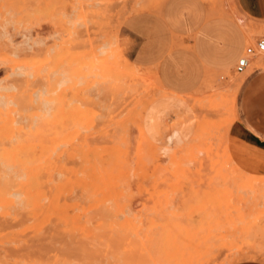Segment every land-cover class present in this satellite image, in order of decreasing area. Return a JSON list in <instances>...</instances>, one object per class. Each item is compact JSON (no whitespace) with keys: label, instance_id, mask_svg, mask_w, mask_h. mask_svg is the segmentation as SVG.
Wrapping results in <instances>:
<instances>
[{"label":"rangeland","instance_id":"rangeland-1","mask_svg":"<svg viewBox=\"0 0 264 264\" xmlns=\"http://www.w3.org/2000/svg\"><path fill=\"white\" fill-rule=\"evenodd\" d=\"M25 1L0 0V112L26 127L48 117L40 129L52 130L54 148L42 178L45 206L40 200L39 209L25 212L14 183L0 182V264H190L194 254L200 264H230L250 249L264 256V237L250 235L246 221L264 201V162L243 169L229 154L239 142L242 86L221 76L227 67L241 77L264 59L233 72L237 56L264 35V14L248 11L256 1ZM248 31L262 32L247 43ZM46 126L56 131L45 133ZM174 132L179 139L169 145ZM73 187L96 196L87 193L94 199L85 202ZM84 215L94 217L90 224ZM51 219H68L74 235L62 223L48 228ZM46 225L59 234H46ZM249 262L264 264L240 263Z\"/></svg>","mask_w":264,"mask_h":264},{"label":"bare ground","instance_id":"bare-ground-1","mask_svg":"<svg viewBox=\"0 0 264 264\" xmlns=\"http://www.w3.org/2000/svg\"><path fill=\"white\" fill-rule=\"evenodd\" d=\"M14 2H15V0H13ZM25 1V0H24ZM26 1H28V0H26ZM25 1V2H26ZM33 0H31V1H28V2H32ZM28 2H27V4H28ZM33 4V3H32ZM31 4V5H32ZM34 5V4H33ZM32 5V6H33ZM25 6V5H24ZM239 21H241L240 19H239ZM239 23V22H238ZM241 26V25H240ZM242 28V27H241ZM249 32V31H248ZM261 32L262 31H258V32H256V33H254V35L255 34H257V35H259V34H261ZM254 35L253 34H251L250 32L249 33H247L246 34V36H247V43H249V41H250V39L252 38V37H254ZM62 57V56H61ZM68 57V56H67ZM65 66V65H64ZM264 67V59L263 58H256L254 61H253V63L251 64V67H249L248 69H247V71H246V73L243 75V76H241V77H233L232 76V74H231V70L229 69V68H227V67H223L222 69H221V76L223 77V78H227L228 80H229V84L230 83H232L231 85L233 86V87H235L236 85L239 87V86H241L242 85V83L246 80V78L251 74V73H253V72H256V71H259V70H262V68ZM71 68V67H70ZM69 68V69H70ZM74 68V67H73ZM93 68V67H92ZM65 69V68H64ZM62 70V69H61ZM79 70V69H78ZM63 72V71H62ZM66 73V72H65ZM68 73V72H67ZM66 73V74H67ZM63 75V74H62ZM220 79H221V77H220ZM217 82V81H216ZM234 83H236V85L234 84ZM228 84V85H229ZM227 85V86H228ZM231 86V87H232ZM236 86V87H237ZM54 87V86H53ZM51 88V87H50ZM58 89V88H57ZM57 91H59V90H57ZM25 99H27V98H25ZM24 99V100H25ZM54 99V98H53ZM22 101V100H21ZM20 102V101H19ZM24 102V101H23ZM26 102V101H25ZM33 103V102H32ZM23 104V103H22ZM25 105V104H24ZM33 106L32 107H34V103L32 104ZM21 106V105H20ZM37 106H39V105H37ZM49 106V105H48ZM17 107V106H16ZM31 107V106H30ZM36 107V106H35ZM34 107V108H35ZM41 107V106H40ZM1 109H0V111L1 110H3L2 109V107H0ZM37 108V107H36ZM39 108V107H38ZM37 108V109H38ZM48 108V107H47ZM18 109V108H17ZM21 109H24V108H21ZM36 109V110H37ZM42 109V108H41ZM53 109V108H52ZM33 111H35V109H32ZM31 110V111H32ZM22 111V110H21ZM20 111V112H21ZM28 111V110H27ZM54 111V110H53ZM58 111V110H57ZM18 112V111H17ZM28 112H30V111H28ZM38 112V111H37ZM44 112V111H43ZM3 113V112H2ZM10 113L11 112H9L8 113V111L5 113V110H4V115L3 114H1V112H0V114H1V116L2 117H4V116H6V118H5V120H3L4 122H3V124L0 126V168H1V170H0V172H2V174L0 173V182H2V183H6V182H8L5 178H7L8 180H10V182H12V183H14V187H15V190H16V196H17V202H16V205H17V207H20V206H18L19 204H22V206L23 207H21V209L22 208H24V206H25V208H27V210H24L25 212H27L28 211V209L30 208V210H36V209H39L40 208V202L41 201H43V206H45L44 205V203H46L45 202V200L46 199H42L41 200V198H43V196H44V191H43V189L45 188V190H46V186H48V185H45L46 183L44 182V181H42V178H43V176H44V178H45V174H43V173H46V169H48V166H47V163H48V160H49V158H50V156H53V148H54V144L53 143H51L49 140H47L48 138H47V136H49V134L51 135V132H52V130L51 129H53V127H51L50 126V129L49 128H47V127H49V126H46V129H45V133H47L46 131H48V132H50L49 130H51V132L49 133V134H44V131H43V128H44V125H47L48 124V121H46V120H48L47 118H43V123L41 122V121H39L40 120V117H39V119H38V122H41L43 125L41 126L40 124L41 123H38L39 125H37L36 126V124L35 123H33L34 124V126L33 127H35V128H33L32 127V124L31 125H29V127H28V125H27V127L26 126H23V124L22 125H19L18 124V122H20V123H24V122H22V121H18L17 120V122L15 121L16 119H15V117L13 118H11V116H9L10 115ZM26 113V112H25ZM40 113H42V111L40 112ZM49 113V112H48ZM47 113V114H48ZM58 113V112H57ZM6 114V115H5ZM13 115H14V113H12ZM24 114V113H23ZM23 114L21 115V116H23ZM29 114V113H28ZM42 114H45V113H42ZM41 114V115H42ZM47 114H45V116L47 115ZM55 114V113H54ZM12 115V116H13ZM40 115V116H41ZM24 116H25V114H24ZM21 117V120H23L22 118H24V121H25V117ZM44 116V115H43ZM51 116V115H50ZM20 117V116H19ZM29 117V116H28ZM55 118V117H54ZM28 119V118H27ZM26 119V121H28ZM31 119V121H32V118H30ZM29 119V120H30ZM34 119H37L36 118V116H35V118L33 117V121H34ZM42 119V118H41ZM58 120V119H57ZM52 121H53V119H52ZM34 122H36V120L34 121ZM44 122H46L45 124H44ZM49 122H50V120H49ZM61 122V121H60ZM60 122H58V124L56 123V125H61V124H63V123H61V124H59ZM17 123V124H16ZM31 123V122H30ZM54 123V122H53ZM25 124V123H24ZM53 125V124H52ZM39 126V127H38ZM54 126V125H53ZM70 126V125H69ZM38 127V128H37ZM41 127H43L42 129H40ZM77 127V126H76ZM61 128V127H60ZM62 129H63V126H62ZM70 129V128H69ZM68 129V130H69ZM73 129V128H72ZM55 129H53V131H54ZM67 130V131H68ZM71 130V129H70ZM56 131V130H55ZM60 133L62 134V132L64 131H62L61 129H60ZM179 131V130H178ZM58 132V131H57ZM63 133H66V132H63ZM57 135H59L58 133H56ZM56 134H54L55 135V138H56ZM68 134V133H67ZM52 136V135H51ZM178 137V138H177ZM49 138H50V136H49ZM57 138H58V136H57ZM175 139H179V136H178V133L177 132H174L173 134H169L168 135V144L170 145V144H173V142L174 141H177V140H175ZM58 139H56V141H57ZM62 140V139H61ZM61 140L60 141H58L59 143L61 142ZM69 140V139H68ZM181 140V139H180ZM66 140H64V142H65ZM67 142V141H66ZM180 142V141H179ZM51 143V144H50ZM56 143V142H55ZM56 145H57V143H56ZM90 145V144H89ZM58 146V145H57ZM76 146V145H75ZM91 146H93V145H91ZM64 147L66 148V146L64 145ZM89 147V146H88ZM169 147L170 146H168V149H169ZM62 147H60V149H61ZM60 149H58V148H56L55 147V151H60ZM70 149V148H69ZM71 151V150H70ZM85 152V151H84ZM52 153V154H51ZM58 153V152H57ZM73 153V152H72ZM54 154H55V152H54ZM99 154V153H98ZM58 155V154H57ZM90 156V155H89ZM63 157H65V156H63ZM76 157H78V156H76ZM82 157V156H81ZM55 158V156L54 157H52V159H50V160H53ZM86 158V157H85ZM59 159H60V157H59ZM76 159V158H75ZM74 159V160H75ZM84 159V158H83ZM126 159V158H125ZM55 160V159H54ZM95 160H97L96 161V163L94 162V164L95 165H97L98 164V159H95ZM65 165H66V163L63 161V159L61 160ZM60 161V162H61ZM67 161V160H66ZM77 161V163H79V165H81L80 164V162L81 161H78V160H76ZM106 161V160H105ZM68 162H70V161H68ZM55 163H56V160H55ZM74 163V162H73ZM91 163V162H90ZM54 164V163H53ZM71 164V163H70ZM69 164V165H70ZM112 164V163H111ZM122 164V163H121ZM125 164H127V163H125ZM50 166H51V164H50ZM100 165H98V167H99ZM125 166V165H124ZM123 166V167H124ZM126 166H128V165H126ZM2 167H5V169H8V168H10V167H12V168H14L15 169V167L18 169V170H16V171H18L17 173H15L14 174V172L15 171H12L13 173L12 174H14V175H12V174H10V175H12V176H14L13 178L9 175V173H7V171L5 170V169H2ZM8 167V168H7ZM74 167V166H73ZM78 167V166H77ZM81 167H82V165H81ZM80 166H79V168H81ZM122 167V168H123ZM129 167V166H128ZM75 168H76V166H75ZM100 168V167H99ZM115 169H116V167H114ZM121 168V167H120ZM125 168V167H124ZM123 168V169H124ZM84 169H87L86 167L84 168ZM83 169V174L85 173L84 171H86V170H84ZM123 169H121V170H123ZM127 169V168H126ZM2 170H4V171H6V172H4V171H2ZM75 170V169H74ZM77 170H79V169H77ZM125 170V169H124ZM9 171V170H8ZM129 171V170H128ZM10 172V171H9ZM64 172V171H63ZM61 173V175H62V177L64 176V175H66V176H68L67 174H65V173ZM80 172V171H79ZM78 172V173H79ZM89 172V171H88ZM94 172H95V170H94ZM130 172V171H129ZM7 173V174H6ZM77 173V172H76ZM101 173H103V172H101ZM3 174H6V175H8L7 177L4 175V177H3ZM56 174H58V173H56ZM56 174H54V175H56ZM95 174H96V172H95ZM60 175V174H59ZM79 175V174H78ZM104 175V174H103ZM122 174H120V176H121ZM130 175V174H129ZM84 176H85V174H84ZM84 176H82V179L85 181V180H87V179H84ZM120 176H118L119 177V184H121L122 182V179H121V177ZM12 179H11V178ZM59 177H61V176H59ZM58 178V176H55V178L56 179H60L59 181L58 180H52L53 181V183H56L57 181L58 182H63V178ZM80 177V176H79ZM103 177V176H102ZM127 177V176H126ZM44 178H43V180H44ZM103 178H105V177H103ZM124 178V177H123ZM51 179V178H50ZM52 179H53V176H52ZM81 179V180H82ZM62 180V181H61ZM112 180V179H111ZM110 180V181H111ZM126 180V178L124 179V181ZM92 181V180H91ZM90 181V182H91ZM98 181V180H97ZM57 182V183H58ZM93 182H94V180H93ZM101 182V181H100ZM115 182H116V180H115ZM121 182V183H120ZM97 183V182H96ZM118 183V182H117ZM49 184V183H48ZM51 184H52V182H51ZM58 185V184H57ZM107 185H109V184H107ZM101 186V185H100ZM120 186V185H119ZM121 186H123V185H121ZM49 187H52V185L50 186L49 185ZM54 187V186H53ZM53 187H52V190L51 191H53L54 189H53ZM74 188V187H73ZM72 188V189H73ZM88 188V192L87 193H90L91 191H89L90 189H89V187H87ZM87 188H85L86 189V191H87ZM81 188L80 187H78V188H74V191L75 190H80ZM122 189V188H121ZM108 190V189H107ZM118 190V189H117ZM123 190V192H124V194L126 193L125 191L127 190H125L124 191V189H122ZM85 192L84 190H80V191H78V192ZM82 192H81V194H82ZM115 192V191H114ZM86 192H85V194H86V196H83V197H85V199L84 198H82V195L81 194H79V196H80V198H82V200L84 199V201L86 202V197L88 196V194H87ZM92 193V192H91ZM116 193V192H115ZM52 194V193H51ZM111 194V193H110ZM48 195V192H47V190H46V195L45 196H47ZM72 195V194H71ZM83 195H84V193H83ZM91 197H93V196H96V194L94 193H92V195H90ZM90 196H88L87 197V199H94V198H91ZM117 196V195H116ZM49 197H50V195H49ZM49 197L47 198V199H49ZM63 197H64V194H63ZM60 197V199H59V203H61V201H63L66 197ZM70 197V196H69ZM121 197H123V196H121ZM260 197V196H259ZM76 198L77 199H79L78 198V195L76 194ZM116 198V197H115ZM69 198H68V196H67V201L65 200V202H67V203H69V200L71 199V197H70V199L68 200ZM72 199H75V198H73L72 197ZM77 199H75L76 201H77ZM41 200V201H40ZM74 200V201H75ZM89 202L91 201V200H88ZM88 201H87V203H88ZM71 202H72V200H71ZM70 202V203H71ZM78 202V201H77ZM82 202V201H81ZM94 202H97V201H95L94 200ZM120 202V201H119ZM260 202H261V200H260ZM259 202V204H257L256 206H254L252 209V211H251V209H249L250 211H251V213H249V216H248V220H246L247 221V224L249 225L248 227H249V233H251L250 235H252L253 234V236H256V237H262V239H263V237H264V224H262L261 223V221L262 222H264V201H262L261 203ZM86 203V204H87ZM91 203H93V200H92V202ZM78 204H80L79 202H78ZM96 204V203H95ZM255 204V203H254ZM83 205V204H82ZM85 205V204H84ZM86 206V205H85ZM94 206V205H93ZM79 207V206H78ZM24 208V209H25ZM17 209V208H16ZM19 210H21L20 208H18ZM18 210V211H19ZM85 210V209H84ZM24 211H23V213H24ZM38 211V210H37ZM78 212H81L80 210H79V208H78V210H77ZM77 211L76 210H74V212H76L77 213ZM21 212V211H20ZM18 213V212H17ZM28 213V212H27ZM50 213V212H49ZM89 213V212H88ZM97 213V212H96ZM21 214V213H20ZM20 214L19 215H17V216H20ZM51 214V213H50ZM102 214H103V212H102ZM24 215H25V213H24ZM24 215H22V216H24ZM57 215V214H56ZM97 215V214H96ZM26 216H27V214H26ZM26 216H25V218H26ZM85 216V215H84ZM98 216V215H97ZM103 216V215H102ZM102 216H100V217H102ZM21 217V216H20ZM19 217V218H20ZM31 216H30V214H29V216H27V218H30ZM93 217V216H92ZM91 217V220H90V218L88 217H86L85 216V218H87V219H89L88 221V223L90 224V221H92V219H94V217L92 218ZM24 218V217H23ZM26 218V219H27ZM43 218V217H42ZM67 218V217H66ZM105 218H106V216H105ZM21 219V218H20ZM32 219L33 218H30L29 220H30V222L32 223ZM87 219L85 220V221H78V222H81V223H84V222H86L87 221ZM104 219V218H103ZM108 219V218H107ZM25 220V219H24ZM34 220V219H33ZM50 220V219H49ZM58 220V219H57ZM81 220H83V218H81ZM51 221H54V224H53V222L50 224H47L48 225V228H49V226H51L52 227V229L54 228L53 226H55V224L56 223H58V224H60L61 225V228H62V226L64 225L63 223H62V221H60V222H55L56 220L54 219H51ZM77 221H76V223H77ZM96 219L94 220V222L93 223H96ZM98 221H101V223H102V220H98ZM107 221H109V220H107ZM25 222V221H24ZM30 222H28V219H27V222H25L24 224L25 225H28L27 223H30ZM23 223V222H22ZM63 225H62V224ZM67 224H65L64 226H66V227H64L63 226V228L65 229V228H69V229H71L72 228V234L74 235V230H73V227H70V225L68 226V224L70 223L69 222V220L67 219V222H66ZM81 223H77V224H80L81 225ZM87 223V222H86ZM71 224V223H70ZM75 224V223H74ZM107 224V223H106ZM25 225H23L24 227H25ZM47 225L46 226H44V230L47 228ZM53 225V226H52ZM57 225V224H56ZM85 225V224H84ZM87 225V224H86ZM92 225V224H91ZM100 225V224H99ZM98 225V226H99ZM22 225L20 226V227H23ZM68 226V227H67ZM107 226V225H106ZM85 227V226H84ZM87 227V226H86ZM85 227V228H86ZM101 227V226H100ZM108 227V226H107ZM115 227H116V224H115ZM57 228H59V225H58V227ZM57 228H56V230H57ZM60 228V231H61V233L63 232V230ZM84 228V229H85ZM96 228V227H95ZM119 228V227H118ZM118 228H116V229H118ZM43 229L41 230V232L42 233H40V235H39V232L36 234V233H33L32 231H27V232H25L26 234L27 233H29V234H33V236L34 237H36L35 235H37V237H39V238H41L40 236H42V234H43ZM78 229V228H77ZM82 230L83 232L85 231V232H87L86 231V229L85 230ZM34 230V229H33ZM49 230V229H48ZM48 230H45L46 231V234H47V232H48ZM59 230V229H58ZM79 230V229H78ZM88 230V229H87ZM89 230L91 231V229H90V227H89ZM100 230V229H99ZM50 232H52L53 233V231H51V230H49ZM65 231V230H64ZM66 231H68L69 232V230H66ZM74 231V232H73ZM94 231V230H93ZM97 231H98V228H97ZM119 231V230H118ZM120 231H124V230H121L120 229ZM31 232V233H30ZM35 232H37V231H35ZM67 232V233H68ZM99 232V234L101 233L100 231H98ZM79 233V232H78ZM93 233H95V235L97 234L96 232H93ZM92 233V231H91V234H92V236L94 235ZM125 233V232H124ZM128 233V232H127ZM126 233V234H127ZM26 234H24V236H26ZM48 234H51V233H49L48 232ZM54 234L56 235H58L59 233H58V231H56V232H54ZM54 234L52 235L51 234V236H54ZM63 234L65 235V233L63 232ZM76 235H77V233H75ZM80 235L82 234V233H79ZM129 234H131V233H129ZM19 235H21L20 233H19ZM56 235V236H57ZM68 235V234H67ZM70 235V234H69ZM79 235V236H80ZM94 235V236H95ZM22 236V235H21ZM28 236H30V235H27V237L26 238H28ZM71 236V235H70ZM23 237V236H22ZM31 237V236H30ZM47 237H49V235H47ZM61 237H63L64 238V236H61ZM76 237V236H75ZM82 237V236H81ZM81 237H80V239H81ZM96 237V236H95ZM102 237V236H101ZM33 238V237H32ZM44 238H46V237H44V235H43V238L42 239H44ZM51 238V237H50ZM67 238H69V237H67ZM78 237H76V239H77ZM82 238H85V237H82ZM31 239V238H30ZM36 239V238H35ZM72 239H74L73 237H72ZM75 239V240H76ZM86 240H87V238H85ZM95 239V238H94ZM97 239V238H96ZM41 240V239H40ZM39 240V241H40ZM45 240V239H44ZM51 240H53V239H51ZM81 240H83V239H81ZM100 240H102V239H100ZM208 240H210L211 242H212V240H214V239H208ZM32 241V240H31ZM39 241H37V242H39ZM69 241V240H68ZM103 241V240H102ZM206 242H204V243H207L208 241L207 240H205ZM75 242V241H74ZM34 243V242H33ZM47 243H49L48 241H47ZM69 243V242H68ZM204 243H200V250H202V246L201 245H203ZM213 243V242H212ZM216 243V242H215ZM208 244H210V242L208 243ZM80 245V244H79ZM181 246V245H180ZM182 248V247H181ZM180 247H179V249H181ZM209 248H211V247H209ZM212 248H213V246H212ZM211 248V249H212ZM188 249H190V247L188 248ZM182 250V249H181ZM193 250V249H192ZM85 251V250H84ZM183 251V250H182ZM206 251H208L210 254H211V252L209 251V249L208 250H206ZM212 251V254H213V249L211 250ZM247 251V250H246ZM190 252V251H189ZM193 253H194V251H192ZM191 252V253H192ZM196 253H199V252H196ZM216 253V252H215ZM209 254V255H210ZM183 255H185V252H184V254ZM192 255V254H191ZM236 255V254H235ZM193 256H195V257H197V255H192V259H193ZM207 257H208V255H206ZM185 257V256H184ZM203 257H205V256H203ZM202 257V258H203ZM199 258L200 257H198V260H199ZM206 258V257H205ZM191 259V262L193 263V264H200V262L199 261H197V262H195V260H192ZM195 259V258H194ZM30 261H32V260H30ZM38 261H40L39 259H38ZM37 261V262H38ZM231 261V260H230ZM241 261H258V262H263L264 263V256L261 254V252L260 251H258V250H249L248 252H246V253H243L242 254V252L239 254V256H238V258H236V259H233L231 262H230V264H237V263H240ZM60 262V261H59ZM63 262V261H62ZM31 263H33V262H30L29 264H31ZM40 263V262H39ZM44 263V262H43ZM48 263V262H47ZM192 263H190V264H192ZM206 263V262H205ZM45 264V263H44ZM55 264H57V263H55ZM225 264H227V263H225ZM229 264V263H228Z\"/></svg>","mask_w":264,"mask_h":264},{"label":"crops","instance_id":"crops-1","mask_svg":"<svg viewBox=\"0 0 264 264\" xmlns=\"http://www.w3.org/2000/svg\"><path fill=\"white\" fill-rule=\"evenodd\" d=\"M254 1L256 5L248 11L252 17L259 18L264 14V0ZM241 86L239 117L235 124L238 133L235 138L239 142L235 148L229 147V154L241 168L250 169L258 162H264V70L251 73Z\"/></svg>","mask_w":264,"mask_h":264},{"label":"built area","instance_id":"built-area-1","mask_svg":"<svg viewBox=\"0 0 264 264\" xmlns=\"http://www.w3.org/2000/svg\"><path fill=\"white\" fill-rule=\"evenodd\" d=\"M264 54V35L255 39L252 45L245 47L233 65V72L243 74L250 66L252 59Z\"/></svg>","mask_w":264,"mask_h":264}]
</instances>
